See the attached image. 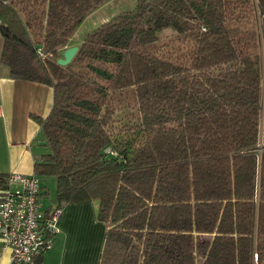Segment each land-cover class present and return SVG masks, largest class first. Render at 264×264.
<instances>
[{"label": "trees", "instance_id": "obj_1", "mask_svg": "<svg viewBox=\"0 0 264 264\" xmlns=\"http://www.w3.org/2000/svg\"><path fill=\"white\" fill-rule=\"evenodd\" d=\"M107 1L0 0V63L53 89L32 174L97 202L98 264H264V0H137L57 64Z\"/></svg>", "mask_w": 264, "mask_h": 264}, {"label": "crops", "instance_id": "obj_2", "mask_svg": "<svg viewBox=\"0 0 264 264\" xmlns=\"http://www.w3.org/2000/svg\"><path fill=\"white\" fill-rule=\"evenodd\" d=\"M137 0H108L90 12L76 27L68 46H78L85 36L116 14L133 8ZM2 44V41H1ZM1 50V46H0ZM53 104V89L39 82L15 80L0 63V172L32 174L34 157L42 152L41 132L31 115L46 117ZM41 180V187H45ZM44 185V186H42ZM45 189L43 190V194ZM38 198L47 212L54 198ZM59 232L42 264H98L106 224L97 219V202L67 203L58 216ZM0 264H9V250L0 251Z\"/></svg>", "mask_w": 264, "mask_h": 264}, {"label": "built area", "instance_id": "obj_3", "mask_svg": "<svg viewBox=\"0 0 264 264\" xmlns=\"http://www.w3.org/2000/svg\"><path fill=\"white\" fill-rule=\"evenodd\" d=\"M106 151H109L107 149ZM11 184L17 185L13 190ZM39 178L14 173L0 195V251L9 250V264H40L59 232V209L39 211Z\"/></svg>", "mask_w": 264, "mask_h": 264}, {"label": "rangeland", "instance_id": "obj_4", "mask_svg": "<svg viewBox=\"0 0 264 264\" xmlns=\"http://www.w3.org/2000/svg\"><path fill=\"white\" fill-rule=\"evenodd\" d=\"M166 33H168V34H170L171 33V31H164L162 34H161V37L163 36V34H166ZM83 36H86V35H83ZM1 41H2V38H1V35H0V46H1ZM108 149V148H107ZM106 149V150H107ZM10 176V175H9ZM44 185H45V187L44 188H42L41 187V191H42V194H43V190L45 189V193L43 194L44 196L42 197V198H46V199H48V198H54V196H55V186H56V183H55V179L53 178V177H48V178H45L44 180ZM44 185H42V186H44ZM11 188L13 189V190H15V189H17L18 187H17V185H15V184H11ZM60 210V209H59ZM40 211V210H39ZM60 213V212H59Z\"/></svg>", "mask_w": 264, "mask_h": 264}, {"label": "water", "instance_id": "obj_5", "mask_svg": "<svg viewBox=\"0 0 264 264\" xmlns=\"http://www.w3.org/2000/svg\"><path fill=\"white\" fill-rule=\"evenodd\" d=\"M77 51H78V46L66 47L63 50L62 55L57 59V64H59L60 66L68 65L75 56Z\"/></svg>", "mask_w": 264, "mask_h": 264}]
</instances>
